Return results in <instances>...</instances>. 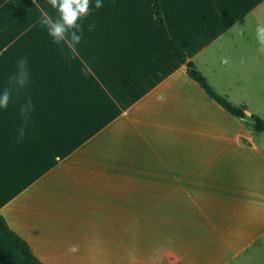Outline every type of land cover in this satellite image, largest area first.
<instances>
[{
  "label": "crops",
  "instance_id": "1",
  "mask_svg": "<svg viewBox=\"0 0 264 264\" xmlns=\"http://www.w3.org/2000/svg\"><path fill=\"white\" fill-rule=\"evenodd\" d=\"M159 2L216 93L264 120V0ZM104 5L72 52L34 0H0V86L25 55L31 74L0 113V214L44 264H264V132L190 78L145 3ZM0 264H28L1 233Z\"/></svg>",
  "mask_w": 264,
  "mask_h": 264
},
{
  "label": "clouds",
  "instance_id": "2",
  "mask_svg": "<svg viewBox=\"0 0 264 264\" xmlns=\"http://www.w3.org/2000/svg\"><path fill=\"white\" fill-rule=\"evenodd\" d=\"M34 5L40 11L41 19L39 25L46 29L47 35L52 43L64 45L72 52L76 51L84 35L83 21L87 20L94 10L102 9L104 0H46V5L52 10L49 11L41 7L39 2L34 0ZM96 28L95 23L87 25V31L92 32ZM238 36H244L243 28L237 33ZM255 38L258 43L259 51L264 53V23L257 22L255 26ZM29 60L25 55L21 57L16 64V70L8 78L9 86H0V113L5 112L13 101V90L19 91L29 85L31 74L29 71ZM35 105L31 98L27 99L19 107V113L23 121H28ZM18 142L23 140L26 135V125L21 124L16 128ZM70 251L75 252L73 247Z\"/></svg>",
  "mask_w": 264,
  "mask_h": 264
},
{
  "label": "trees",
  "instance_id": "3",
  "mask_svg": "<svg viewBox=\"0 0 264 264\" xmlns=\"http://www.w3.org/2000/svg\"><path fill=\"white\" fill-rule=\"evenodd\" d=\"M141 1L145 3L152 11L155 17L156 27L158 28L166 47L174 56V58H176L181 64H184L187 67L188 75L190 76V78H192L195 82H197L215 102H217L220 106H222L231 115L238 117L240 119H245L247 115L245 111L246 110L245 107L235 105L226 98L218 95L216 91L208 83L207 79L203 76V74L197 69L195 64L188 61L181 47L171 38L164 20L162 7L160 5L159 0H141ZM253 117L256 119V122L254 123L255 131L258 133L264 132V120L258 116H253ZM0 233L3 234L10 241V243L28 262V264H44L36 256L29 243L19 234H17L14 230H12L5 217L1 214H0Z\"/></svg>",
  "mask_w": 264,
  "mask_h": 264
},
{
  "label": "water",
  "instance_id": "4",
  "mask_svg": "<svg viewBox=\"0 0 264 264\" xmlns=\"http://www.w3.org/2000/svg\"><path fill=\"white\" fill-rule=\"evenodd\" d=\"M245 120L251 123L256 122V119L252 115H246Z\"/></svg>",
  "mask_w": 264,
  "mask_h": 264
},
{
  "label": "rangeland",
  "instance_id": "5",
  "mask_svg": "<svg viewBox=\"0 0 264 264\" xmlns=\"http://www.w3.org/2000/svg\"><path fill=\"white\" fill-rule=\"evenodd\" d=\"M261 118V117H260Z\"/></svg>",
  "mask_w": 264,
  "mask_h": 264
}]
</instances>
